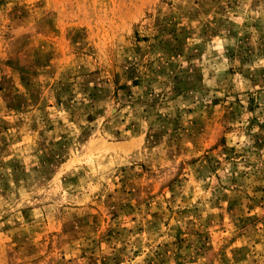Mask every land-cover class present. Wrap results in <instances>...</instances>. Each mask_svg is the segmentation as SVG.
<instances>
[{
	"label": "rangeland",
	"instance_id": "rangeland-1",
	"mask_svg": "<svg viewBox=\"0 0 264 264\" xmlns=\"http://www.w3.org/2000/svg\"><path fill=\"white\" fill-rule=\"evenodd\" d=\"M0 264H264V0H0Z\"/></svg>",
	"mask_w": 264,
	"mask_h": 264
}]
</instances>
